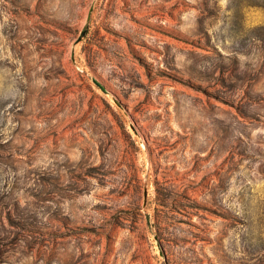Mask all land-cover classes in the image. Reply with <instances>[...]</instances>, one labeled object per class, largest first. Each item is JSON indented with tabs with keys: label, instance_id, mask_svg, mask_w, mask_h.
<instances>
[{
	"label": "rangeland",
	"instance_id": "374dc122",
	"mask_svg": "<svg viewBox=\"0 0 264 264\" xmlns=\"http://www.w3.org/2000/svg\"><path fill=\"white\" fill-rule=\"evenodd\" d=\"M93 1L0 0V264H264V0Z\"/></svg>",
	"mask_w": 264,
	"mask_h": 264
},
{
	"label": "water",
	"instance_id": "95a60500",
	"mask_svg": "<svg viewBox=\"0 0 264 264\" xmlns=\"http://www.w3.org/2000/svg\"><path fill=\"white\" fill-rule=\"evenodd\" d=\"M94 4H95V0L92 2L91 7H90V9L88 11V15H87L85 24L83 25L82 29L80 30L77 38L75 39V41H74V43L72 45L71 58H72L73 61H74V56H75V52H76V46L81 41V39L85 36V34H86L87 30H88V27H89V24H90L91 13H92ZM93 82L95 84H97L103 92H106L104 87L96 79H93ZM145 194H146V192H145Z\"/></svg>",
	"mask_w": 264,
	"mask_h": 264
}]
</instances>
